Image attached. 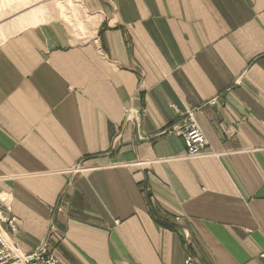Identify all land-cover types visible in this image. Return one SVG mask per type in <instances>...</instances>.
<instances>
[{
	"label": "crops",
	"instance_id": "1",
	"mask_svg": "<svg viewBox=\"0 0 264 264\" xmlns=\"http://www.w3.org/2000/svg\"><path fill=\"white\" fill-rule=\"evenodd\" d=\"M0 42V201L61 264H264V0H82ZM190 111L187 156L161 133ZM50 226L56 233H49Z\"/></svg>",
	"mask_w": 264,
	"mask_h": 264
},
{
	"label": "built area",
	"instance_id": "2",
	"mask_svg": "<svg viewBox=\"0 0 264 264\" xmlns=\"http://www.w3.org/2000/svg\"><path fill=\"white\" fill-rule=\"evenodd\" d=\"M161 133L181 137L187 156L201 155L206 149L205 135L190 111L180 122H174L164 127ZM6 227L10 231H15L17 222L11 214V205L0 201V264H61L54 255L47 238H44L32 251L22 252L7 236ZM50 232L51 234L56 233L52 226H50ZM259 257L264 260V245ZM184 264L199 263L195 257L187 254Z\"/></svg>",
	"mask_w": 264,
	"mask_h": 264
},
{
	"label": "rangeland",
	"instance_id": "3",
	"mask_svg": "<svg viewBox=\"0 0 264 264\" xmlns=\"http://www.w3.org/2000/svg\"><path fill=\"white\" fill-rule=\"evenodd\" d=\"M52 20L65 23L76 37L87 35L82 0H0V42L24 27Z\"/></svg>",
	"mask_w": 264,
	"mask_h": 264
}]
</instances>
